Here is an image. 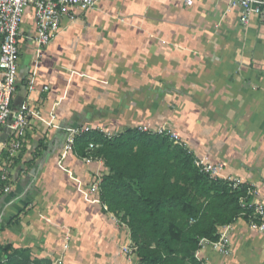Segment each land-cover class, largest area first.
I'll return each instance as SVG.
<instances>
[{
	"label": "crops",
	"instance_id": "1",
	"mask_svg": "<svg viewBox=\"0 0 264 264\" xmlns=\"http://www.w3.org/2000/svg\"><path fill=\"white\" fill-rule=\"evenodd\" d=\"M224 10L214 0L192 7L99 0L74 22L62 20L31 87L34 17L25 10L11 107L27 104L43 118L31 122L7 168L0 247L28 249L50 264H138L136 252L129 259L122 253L132 243L121 214L104 210L99 195L87 196L98 169L100 180L108 169L63 152L74 127L122 133L168 126L195 155L222 162L228 175L256 187L255 201L264 202V23L251 16L245 25L240 10ZM198 259L264 264V235L238 219L230 224V255L205 247Z\"/></svg>",
	"mask_w": 264,
	"mask_h": 264
},
{
	"label": "trees",
	"instance_id": "2",
	"mask_svg": "<svg viewBox=\"0 0 264 264\" xmlns=\"http://www.w3.org/2000/svg\"><path fill=\"white\" fill-rule=\"evenodd\" d=\"M89 143L108 169L99 199L118 215L136 247L138 264H201L199 241H215L219 227L247 220L239 199L224 181H213L193 165L192 156L165 136L126 129L111 139L92 131L77 137L73 153ZM40 145V144H39ZM0 264H48L30 251L0 247Z\"/></svg>",
	"mask_w": 264,
	"mask_h": 264
},
{
	"label": "built area",
	"instance_id": "3",
	"mask_svg": "<svg viewBox=\"0 0 264 264\" xmlns=\"http://www.w3.org/2000/svg\"><path fill=\"white\" fill-rule=\"evenodd\" d=\"M99 0H0V132H3L4 141H0V195L7 194L11 190V183L7 168L9 163L17 158L26 143V135L33 120L42 121V113L27 104L18 109L11 107L15 84L18 75V62L20 56L19 38L20 27L27 8L32 9L34 17L33 43L35 45V57L33 62L32 76L29 78V86L34 83V76L38 70L42 49L53 42L63 31L62 20L68 19L74 22L78 13H85L95 9ZM207 0H183L185 7H192L197 2ZM225 4L224 13L240 10V22L247 24L251 16L257 17L264 23V0H214ZM162 44L166 41L160 40ZM47 90V88H45ZM135 129L144 134L165 136L173 145L182 147L192 156L193 165L200 173L205 174L213 181H224L233 190H243L244 195L239 202L245 212L248 227L257 233L264 234V202H256L259 191L253 185H247L237 177L228 175L222 162L211 160L208 156L195 155L181 136L169 128L162 126L154 128L150 125H139ZM95 131L107 139L115 137L118 133L104 131L101 128L93 129L90 126L74 127L67 129V136L63 147L64 154L73 151L77 137ZM98 145L89 143L81 158L86 165H102L103 160L96 156ZM6 159H2L3 154ZM99 169L88 186V199L92 200L99 195L100 187ZM90 197V198H89ZM96 201V200H95ZM94 202V201H93ZM96 202L102 204L100 199ZM104 210H107L106 206ZM205 247H209L217 253L228 255L230 251V225L218 228L217 239L210 241L202 239L199 241L195 258ZM136 247L132 244L123 247L122 253L129 259Z\"/></svg>",
	"mask_w": 264,
	"mask_h": 264
},
{
	"label": "rangeland",
	"instance_id": "4",
	"mask_svg": "<svg viewBox=\"0 0 264 264\" xmlns=\"http://www.w3.org/2000/svg\"><path fill=\"white\" fill-rule=\"evenodd\" d=\"M2 159H6L7 158V154L5 153V154H3L2 155V157H1ZM247 224V223H246ZM248 229L251 231V232H254V233H256V234H260V235H264V234H262V233H257L256 231H253V230H251L249 227H248ZM220 255H223V254H221V253H219ZM230 255V251H229V254L228 255H224V256H229ZM33 257V256H32ZM34 258V257H33ZM38 260V259H37ZM41 261H45V260H43V259H41ZM198 261L202 264V262L198 259ZM48 264H50V262L48 263Z\"/></svg>",
	"mask_w": 264,
	"mask_h": 264
}]
</instances>
